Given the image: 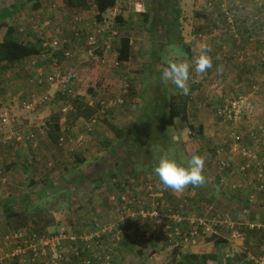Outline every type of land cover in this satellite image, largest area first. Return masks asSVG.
<instances>
[{
    "label": "rangeland",
    "instance_id": "rangeland-1",
    "mask_svg": "<svg viewBox=\"0 0 264 264\" xmlns=\"http://www.w3.org/2000/svg\"><path fill=\"white\" fill-rule=\"evenodd\" d=\"M3 1L6 4L10 0ZM32 1H27L26 10L19 18H7V22L11 20L14 25L22 24L25 30H31L28 40L39 37L49 43L57 39L62 48L69 42L67 49L71 55L64 57L62 50L48 46L38 57L0 69V113L6 112L13 118L3 128L6 133L0 134V206L10 199L17 213L8 217L0 207V237L17 228L40 233L65 228L82 233L92 228L94 219L115 222L119 218L118 206L123 201L114 198L117 192L126 191L127 199L130 194L135 196L138 208L157 203L160 211L167 210L183 217V225L190 217H202L210 225L208 219L212 215H219L217 219L226 217L240 227L244 238L231 239L228 230L220 227V231L214 233L222 240L219 246L205 240L211 231H198L194 242L189 240L173 248L168 237L159 236L156 228L150 225L153 235L148 240H131L138 233L133 222L124 229L123 242L118 246L121 251L112 253L114 264H165L173 256V250L177 254H192L191 247L199 244L196 254L215 252L224 262L230 257L235 264H258L256 260L264 256V193L255 189L258 185L254 169L247 170L245 176L237 171L226 175L227 171L219 169L214 149L216 146L227 148L228 137L237 132L243 134L250 128L256 133L264 130V119H258L263 127L249 126L247 122L255 115L252 109L248 116L240 117L234 125L226 124L225 128L215 117L216 107L231 94L223 90L221 82H210L216 93L205 102L206 112L199 116L197 110L200 108L192 107V98H187L201 82L195 80L197 73H191L187 94L170 80L161 79L164 67L194 59L189 45L194 41L180 43L175 36L197 19L202 26L211 22L212 16L207 17L205 12L209 0H179V21L166 26V30L160 25L157 14L155 18L152 14L148 22L143 19L140 11L148 8L149 0H118L116 9L106 11L101 21L96 18L93 0H88L86 8L65 7L66 25L50 37H41L44 30L40 27L41 14L30 9ZM159 2L153 0L151 4L158 6ZM245 4L250 8L257 5V0L244 1ZM218 10L216 15L222 26L215 25V29H222L226 35L224 17ZM57 27L50 28V32ZM205 28L201 33L203 38L211 32ZM124 35L131 39V56L127 61L118 62L116 49ZM211 57L217 65L226 64L221 48ZM44 64H55L57 70L72 73L70 90L61 92L54 86L39 84L34 71ZM98 81L108 87L99 89L95 85ZM43 94L47 98L38 107L22 110L23 100ZM165 100L176 105L186 103L187 121L180 119L181 115L170 119L168 109L160 107ZM54 122H58L59 132L53 131ZM200 122L205 124V134L191 136L189 124ZM30 134L33 137L27 138ZM243 140L251 148L257 146L250 138ZM78 143L81 147H77ZM81 148L85 152L79 150ZM191 152L204 158L205 183L188 185L182 192L167 188L159 196L161 183L149 170L154 169L163 156L186 163ZM75 154L84 161L77 160ZM234 159L238 165L243 161L238 154ZM148 177L155 183H149ZM229 177L239 184L233 190H238L240 181L244 180L248 192L237 191L236 197L234 191L224 189ZM221 195L230 196L229 204L221 201ZM212 196L216 199L210 198ZM255 223L258 225L249 228ZM212 228L217 229L215 225ZM4 251L9 249L2 248L0 252Z\"/></svg>",
    "mask_w": 264,
    "mask_h": 264
},
{
    "label": "built area",
    "instance_id": "built-area-1",
    "mask_svg": "<svg viewBox=\"0 0 264 264\" xmlns=\"http://www.w3.org/2000/svg\"><path fill=\"white\" fill-rule=\"evenodd\" d=\"M243 6L242 0L235 3L223 0L220 5V11L226 25L230 26L232 30L236 45L241 43V34L237 30L236 21H241L240 10ZM257 6L264 9V1L257 0ZM262 14H264V11ZM256 18H259L258 14L253 16V19ZM224 30H228V27ZM249 40H253V37H249ZM60 45V40L54 39L51 42L53 47ZM63 54L69 57L71 52L69 49H64ZM241 56L240 58H242ZM261 61L264 62V56L261 57ZM73 78L74 75L67 71L53 72L47 74L44 79H40L38 83L44 80L47 84L65 91L69 90ZM256 90L257 88L254 87L252 92L237 93L224 97L215 109V116L219 122L225 125H234L240 117L248 116L254 107L253 96ZM46 98L47 96L43 95L42 97L32 96L29 100H23L21 102L22 109L32 110ZM12 119L9 118L6 112L0 113V134L4 133L5 124H9ZM16 137L20 138L19 136ZM249 138L257 145L255 148L244 144L243 139L248 141ZM262 145H264V130L256 133L250 128L243 134L237 132V134L228 137L227 148L216 146L214 149L215 163L219 169L227 171V175L237 171L245 176L247 170L254 169L258 185L255 186V189L264 193V148H261ZM237 154L241 156L243 161L234 170L232 163ZM152 177L155 180L157 179L156 175H152ZM148 182L155 183L151 177L148 178ZM162 189H165V187L162 186ZM156 195L158 194L156 193ZM161 195L160 192L159 196ZM120 199L123 204L118 206L119 218L115 222L96 223V228L88 232L76 234L65 228L49 233H37L29 229H12L5 232L0 237V251L6 247L9 251L0 252V264H70L69 256L71 255L79 259L82 264H113L112 253L115 246L123 239V227L129 219L136 217L141 220V223L138 222L137 224L140 228L137 237L149 239L153 235L152 231L142 227V223H151L156 228V233L159 236L168 237L172 247H177L189 240L194 242L199 229L205 232L210 228L204 219L185 220L186 224L183 225V217L174 213L161 212L157 204L146 208L141 206L138 208L135 204V198L127 199L125 195H121ZM212 221L214 224H227L233 239H243L239 228L231 221L216 220V218H213ZM188 225L191 226L189 229L187 228ZM16 257L20 260L19 262H14ZM259 259L256 260L257 263L264 264V256Z\"/></svg>",
    "mask_w": 264,
    "mask_h": 264
},
{
    "label": "crops",
    "instance_id": "crops-1",
    "mask_svg": "<svg viewBox=\"0 0 264 264\" xmlns=\"http://www.w3.org/2000/svg\"><path fill=\"white\" fill-rule=\"evenodd\" d=\"M250 1H252V0H250ZM34 2L36 3L35 0H33L31 2L30 9H33L32 5ZM39 2H40V7L38 9H33V10H34V12L36 11V12H39L41 14L40 21L42 23H41L40 27L41 28L43 27V29H44L42 31L43 35H45V36L49 35V37L55 36V32H58L59 28L66 25L64 17L67 14H65L64 12H67V10L65 9V7L66 8H70V7L64 2V0H60V1L54 0V2H52V0H39ZM210 2L213 4V6H210L211 5ZM18 3L19 2H16V0H10L9 3L4 4V1L2 0V3L0 4V8H2L3 6L12 7V6H14V4H18ZM53 4H55L54 5L55 7L54 6L51 7V5H53ZM117 4H118V0L116 2V6H117ZM26 5L20 10L19 13H17L14 16H17L19 18L23 14V12H25ZM93 6L95 7L94 3H93ZM256 7H255L256 11L257 10L259 11L260 10L259 7L258 8H256ZM114 8L116 9V7H114ZM62 9H63V11H61ZM218 9H220L219 8V0H209L208 5H206V8H205L206 11L205 12H206L207 17L209 15L212 16L211 22L208 21V24H204L205 26H202L203 23L201 21L199 22V20L197 19L196 22L189 23L190 26L185 25V28L182 29V31L180 32L181 37L186 36V34L189 36L187 38L183 37L184 42H188L191 40L194 41L193 45H192V43L189 44L193 58H195V56L199 54L200 48L204 44H206L208 46L210 56H211V54L214 53L215 50H217V48H221L223 51V54L225 55L224 62L226 64L222 65L221 63H219L217 65L216 63H213L215 65V67L213 65V68L208 70L205 74H198L195 76V80L198 83L200 81L201 82L194 89V93L192 95V101H191L192 107L195 108L197 105L198 108H200L199 110H197V113L199 116L203 115L206 112L205 105H204L205 102H207L209 99H211L214 96L213 93H216L213 90L212 86L210 85V82H213V81L221 82L223 90L229 91L231 93L230 95L237 94V93H248L254 86H257V90L253 96L254 108H253L252 112H254L253 114H255V115L247 123L249 126L263 127V126H261L262 124L259 123L258 119H260V118L264 119V62L260 61V57L264 56V47H262L260 43H255L254 39H256V37L255 38L253 37V40H249V42H247V41L244 42V39H245V37L248 38L250 36L249 27L256 25L259 27V30L262 31L261 35L259 36V40H260V42L264 41V14H262V10H261L258 13L256 12V14L259 15V18H256V19L248 18V20L245 18V19H240L241 21H236V23L238 25L237 30H239V32L241 34V43L239 45H236L235 40L233 39V36H232V30H231L230 26L228 27V30H226V35L222 33V31H221L222 29H220V30L215 29V25H219V26L221 25L220 19L216 15L217 12L219 13ZM109 10H112V9L109 8L106 11H109ZM104 13H103V15H104ZM223 21H224L225 28H226L227 27L226 22H225V20H223ZM7 23L14 27L15 37L18 40L25 42L24 40L27 41L29 39L30 34L32 33V31L30 29H29L30 31H28L27 29L25 30L24 26H22V24H18V25L15 24L14 25L11 22V20H10V23L9 22H7ZM181 23H182V21H181ZM55 25H58V27L53 30V33L50 32V28L53 29V27ZM228 25H230V24H228ZM204 27H206L205 31H207V32H210V29H211V32L207 36V38H203V36L201 35V33L204 31V29H203ZM5 30H6L5 27L0 28V41L3 38ZM256 44H258L259 47L256 46ZM69 45L70 44L68 42L67 45L65 44V47L67 48ZM56 49L62 50L61 45L56 47ZM240 50L243 51V54L245 56V59L243 61L237 60V57H236V55L239 54ZM30 58H33V57H30ZM212 60H213V58H212ZM262 62H263V64H262ZM2 64L3 63L0 64V69H1ZM53 65L55 67H52ZM53 65L44 64L42 67L36 68L34 71L35 80L38 82L39 79H41L45 75L49 74L50 73L49 71H52V70H54L52 72L58 71L57 70L58 67L55 64H53ZM46 72H48V73H46ZM196 118H197V114H196ZM194 126L196 128L200 126L201 130H202L201 134L202 135L205 134V124L203 122H200L199 124L196 123ZM227 127L228 126L225 125V128H227ZM201 134H199V135L196 134V136L199 137V136H201ZM71 140H74V139H71ZM76 141L77 140H75V142ZM78 146L81 147L79 145V143L77 144V147ZM82 147H84V146H82ZM75 150H76V148H75ZM79 150H81L82 152H85L84 148H81ZM233 164L238 166V164H236L235 159H234V162L232 163V166L234 167ZM237 166H236V168H237ZM222 178H225V175L222 176L221 179ZM227 179H228V181H227V184L225 185L224 189L228 190L231 193L234 191L236 193L235 194L236 197H238L237 191H240L243 189V192H245V193L248 192L245 190V186L243 185L244 180L240 181V185L242 188L240 187L238 190H233V188H237L239 185L237 180L234 179L233 177H229ZM221 197L223 198V199H221L222 202L229 204V201H227V199L230 196L221 195ZM210 198H212L213 200L216 199L215 196H212ZM230 211L234 212L232 210H230ZM79 212H81V210H79ZM206 243H208V242H206ZM200 246H201V244H199L197 246H195V245L192 246L191 247L192 253H196ZM124 247H127V244H125ZM114 249H115L114 255L116 252L121 251L120 247H115ZM70 258H69L70 264H82V263H80L81 261L79 259H76L74 256L71 255ZM19 261L20 260L18 259V262ZM26 261H27V259H26ZM222 262L225 263L224 260H222ZM6 264H9V263H6Z\"/></svg>",
    "mask_w": 264,
    "mask_h": 264
},
{
    "label": "trees",
    "instance_id": "trees-1",
    "mask_svg": "<svg viewBox=\"0 0 264 264\" xmlns=\"http://www.w3.org/2000/svg\"><path fill=\"white\" fill-rule=\"evenodd\" d=\"M27 1L30 0H20L18 4H14V6L9 7V6H3L0 8V28L5 27V33L3 35L2 40L0 41V63H3L1 65V69L4 70L7 68V66L15 64L17 62H21L22 60L30 57H38L40 54L42 55L44 53V50L49 46H51V42H45V40H42L41 38L37 37L36 40H27L25 42L18 40L15 37V29L12 25L8 24L6 19L7 18H12L14 15L20 12V10L27 4ZM36 3L34 2L32 5L33 9H38L40 7V2L39 0H35ZM151 1L149 0L150 4L148 8H145L144 10H141L140 13L143 14V19H145L147 22L149 19H151L152 14H154V18L156 14L158 15L159 18V23L164 27V30H166V26H169L171 24H175L176 22L179 21L180 13H181V8L179 6V0H157L160 1L159 5H152ZM223 0H219V8ZM229 3H235L238 0H227ZM240 1V0H239ZM249 3L250 0H243V2ZM264 1V0H263ZM64 2L69 6V7H81V8H86L88 7V0H64ZM117 0H93V3L95 5L97 14L96 18L97 20L101 21L103 13L106 12L107 9L112 8L116 5ZM263 5V4H261ZM11 6V5H10ZM254 5L253 7L247 8L246 5L243 6V8L240 10L241 15L240 19H247L251 18L253 19V16H256V12L258 13L259 11L262 10L264 11L263 8H260V6ZM256 8L259 7V11H256ZM32 9V10H33ZM159 9V10H157ZM251 11V13H250ZM120 19V18H119ZM122 22V20H121ZM35 28H37V25H35ZM245 30V29H244ZM248 32V31H247ZM249 37H256L255 43H260L262 47H264V41L260 42L259 36L261 35L262 31L259 30V27L256 25H253L252 27H249ZM41 37H43V32L41 31ZM180 43H183V37H181V34L177 32V35L175 36ZM249 37L244 39V42L247 41L249 42ZM166 39H169V36L166 35ZM54 40V39H53ZM241 40V37H240ZM46 43V45H44ZM131 39L129 36L124 35L121 36L119 39V46L116 49V60L118 62H124L129 60L131 56V49H132V44H131ZM184 46V45H183ZM258 46V44H256ZM259 47V46H258ZM54 48V47H53ZM261 49V48H260ZM100 53V51H98ZM240 55H242L240 58ZM237 60L243 61L245 59V56L243 54V51L240 50L239 54L236 55ZM262 57V56H261ZM260 57V59H261ZM263 64V62H262ZM102 79V78H101ZM99 89L107 88L108 86L105 83L101 82H96V84ZM190 91V90H189ZM191 94L187 95L188 99L192 98V95L194 93V89H192ZM156 103H158L156 101ZM160 107L162 109H168L169 111V118L173 119L176 115H181L182 120L187 121L188 119V114H187V105L186 103H183L182 105H176L173 104L171 101H166L160 104ZM53 131L59 132L60 126L58 122H54L53 125ZM189 128L191 129L192 136H195L196 134L199 135L201 134L202 130L201 127L195 128L193 124H189ZM135 137V135L133 136ZM190 141L193 139H189ZM188 146V144L186 145ZM190 147L192 145L190 144ZM193 152H191L192 154ZM77 157L76 159L79 161H84L81 158L78 157V155L75 154ZM149 173L154 174L153 169L149 170ZM220 182V181H219ZM1 209L5 213L6 216L11 217L15 214V210L13 209V202L8 199L6 202H2L1 204ZM166 213H170L169 211H165ZM137 223V221L135 222ZM149 225L153 228L154 225L151 223H148V229L152 231V228L149 227ZM96 228V222L93 223V229ZM239 231L242 233L240 227L238 226ZM17 229H23V228H17ZM37 233H40L36 230H33ZM42 233H47V232H42ZM243 234V233H242ZM133 241H138L140 240V237H136L134 239H131ZM206 241L208 242H213L215 246H219L222 240L219 238H216L215 235H210L208 238H205ZM130 242V241H129ZM14 262H18V258L16 257L14 259ZM165 264H235L234 259L227 257L225 263L222 262V260L219 258V255L215 252L211 253H201V254H177L173 250V256L171 257L170 261L166 262ZM241 264H247L246 262L241 263Z\"/></svg>",
    "mask_w": 264,
    "mask_h": 264
},
{
    "label": "clouds",
    "instance_id": "clouds-1",
    "mask_svg": "<svg viewBox=\"0 0 264 264\" xmlns=\"http://www.w3.org/2000/svg\"><path fill=\"white\" fill-rule=\"evenodd\" d=\"M54 48L56 49V47H54ZM64 49H67V48H62V54L64 52ZM63 56H64V54H63ZM64 57H66V56H64ZM212 68H213V60H212V57L209 55L208 46L206 44H204V45L201 46L199 54L196 55L194 59H192L190 61H183L182 60L180 62H174V63H171L168 66L164 67L162 69V71H161V79L164 80V81H169L170 80L184 94H187L188 91H189L188 81L190 79L191 73L195 72L197 74H205L208 70H210ZM55 72H65V71H59L58 70V71H55ZM51 73H53V72H50L49 74H51ZM44 77H42L41 80L44 79ZM39 80H38V82H39ZM39 84L46 85L47 83L43 80ZM48 85L51 86L50 84H48ZM71 87H72V83H71L70 88ZM70 88H69V90H70ZM56 89L59 90L58 88H56ZM59 91L64 92L62 90H59ZM42 96H40V97H42ZM42 102H44V101H42ZM38 105L36 107H38ZM24 111H30V110H24ZM191 132L192 131L190 129V133ZM4 133H6V131ZM191 136H192V133H191ZM32 137H33V135L30 134L27 138H32ZM204 166H205L204 158H203V156H201L198 153H193L191 155L190 159L186 163H180L174 158H171L169 156H163V157H161L159 159V161L154 166V169H153L154 174H151V175H156L158 177L159 182L161 183L160 184L161 185L160 186V192L161 193H163L164 190H166L167 188L168 189H172V190H174L176 192H182L188 185L196 186V185H202L203 183H205V175H204L205 168H204ZM162 186L165 187V189H162ZM121 195H126V191L125 192L121 191L119 193H116V197L114 199L121 200L120 199ZM129 197L130 198H135V196H133L131 194L128 195V198ZM155 204H157V203H155ZM161 212H163V211H161ZM174 214H177V213H174ZM216 216H219V215H212L211 217H209L208 220H210L212 225H215L217 229L213 230L212 225L208 224L207 221L204 219L206 224L210 227L205 232L211 231L210 235H213L214 233H218V231H220V227H225L228 230V232H229V237L231 239H233L231 237V230H230V228H229V226L227 224H225V223L214 224V222L212 220H213V218H216ZM196 219H203V218L202 217L201 218L190 217L188 219V221L189 220H196ZM216 220H228V221H230L226 217L218 218V219L216 218ZM136 221H137L136 225L138 224V222L141 223V220L139 218H137V217L136 218H131V219L128 220L127 224L123 227V239H124V229L130 223H133V222H136ZM94 222H96V223H105V222H101V221H99L97 219H94L93 223ZM93 223H92V228H90L88 230L86 229L84 232H88V231L93 230ZM232 223H234L235 226H237V224L235 222H232ZM146 224H148V223H142V227L148 228L147 226H145ZM256 225H258V224H256V223L252 224V225L249 226V228L253 229V227H255ZM190 227L191 226L188 225L187 228L189 229ZM134 229L136 231H138V233H137V236H138L140 228L138 226L137 227L135 226ZM198 231L202 232V230H200V229ZM84 232H82V233H84ZM73 233H75V232H73ZM202 233H204V232H202ZM76 234H81V233H76ZM107 238H109V236H107ZM243 238H244V235H243ZM123 239L115 247H118L123 242ZM140 240H143V238H140ZM236 240H238V239H236ZM173 248H175V247H173ZM69 258H70V256H69ZM113 262H114V259H113Z\"/></svg>",
    "mask_w": 264,
    "mask_h": 264
}]
</instances>
